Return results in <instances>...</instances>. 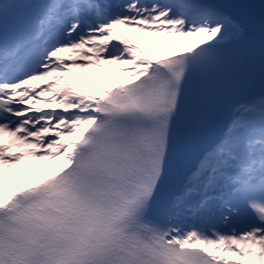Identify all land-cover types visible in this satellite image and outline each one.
<instances>
[{
  "label": "snow or ice",
  "instance_id": "6c2138e0",
  "mask_svg": "<svg viewBox=\"0 0 264 264\" xmlns=\"http://www.w3.org/2000/svg\"><path fill=\"white\" fill-rule=\"evenodd\" d=\"M0 264H264V0H0Z\"/></svg>",
  "mask_w": 264,
  "mask_h": 264
},
{
  "label": "bare ground",
  "instance_id": "6f19581e",
  "mask_svg": "<svg viewBox=\"0 0 264 264\" xmlns=\"http://www.w3.org/2000/svg\"><path fill=\"white\" fill-rule=\"evenodd\" d=\"M187 39L194 40V39H198V38H187ZM104 75L109 76V77L112 78V71L110 70V68H108V67H96V68L87 69V74L86 75H83L82 72L81 73L79 72L78 74L76 72L72 73V76H77L79 79H82V80L85 81L86 88L88 90L90 89V87H89V84H90L89 78H91V77H100V76H104ZM113 82H115V78H113ZM34 83L44 84L45 82L44 81H42V82L35 81Z\"/></svg>",
  "mask_w": 264,
  "mask_h": 264
},
{
  "label": "rangeland",
  "instance_id": "374dc122",
  "mask_svg": "<svg viewBox=\"0 0 264 264\" xmlns=\"http://www.w3.org/2000/svg\"><path fill=\"white\" fill-rule=\"evenodd\" d=\"M110 70L112 71V78H115L117 76V74L115 73V70L113 68H110ZM81 73V72H80ZM83 75H86L87 74V70L85 71H82ZM68 80H71V81H75L77 86L81 89V90H84V91H90V89L88 90L86 88V83L84 80L82 79H79L77 76H72L71 75H67L65 77V80H62L60 81L61 84L65 83L66 81ZM38 82H42V81H38ZM87 89V90H86ZM39 107H44V108H57L58 110V107L56 105H38Z\"/></svg>",
  "mask_w": 264,
  "mask_h": 264
}]
</instances>
